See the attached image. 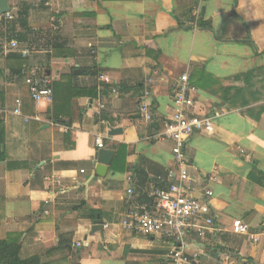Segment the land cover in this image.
<instances>
[{"label": "crops", "instance_id": "obj_1", "mask_svg": "<svg viewBox=\"0 0 264 264\" xmlns=\"http://www.w3.org/2000/svg\"><path fill=\"white\" fill-rule=\"evenodd\" d=\"M10 1L12 14L0 18V240L18 237L22 258L42 263L170 264L173 242L121 222L173 182L174 144L157 136L187 73L194 112L214 118V132L194 134L186 153L192 177L217 178L209 187L219 233L178 246L194 264H264V237L254 244L231 232L235 220L264 230V0ZM24 4L32 35L17 22ZM13 41L35 49L28 66L59 84L57 97L32 102ZM70 85L98 95H71ZM17 99L22 116L10 114ZM99 136L115 152L105 178L93 167ZM99 221L109 228L93 230Z\"/></svg>", "mask_w": 264, "mask_h": 264}, {"label": "built area", "instance_id": "obj_2", "mask_svg": "<svg viewBox=\"0 0 264 264\" xmlns=\"http://www.w3.org/2000/svg\"><path fill=\"white\" fill-rule=\"evenodd\" d=\"M197 28V20L194 22ZM8 52L16 53L23 59H32L35 52L19 42L13 41L8 47ZM103 83H110V79L101 76ZM25 82L28 87L29 97L34 103L41 100H51L54 95L53 81L47 75H41L37 68L30 66L26 70ZM117 88H112L106 95H116ZM197 89L191 84L190 75L185 73L175 81L172 87L173 112L169 120L164 124L163 130L158 134V139L169 140L174 144V161L176 170L169 173L173 182L168 189H156L151 195V204L132 208L121 222V227L130 233L140 236H159L164 240L173 242V248L167 259L170 264H194L198 257L186 253L183 245L191 234L204 240L208 234H218L216 229L217 217L213 212L211 200L214 192L209 184L217 183L216 177L196 179L190 174V161L186 153L189 140L196 133L211 134L214 132V118L199 115L194 112L196 107L195 94ZM23 102L16 100V108L10 113L22 116ZM101 109L105 105H100ZM143 118L148 123H153L154 112L150 105H142ZM3 115L9 114L2 111ZM27 121L30 118L26 119ZM95 143L98 150L105 149L101 136L96 137ZM84 173V171H82ZM134 188L128 190L133 195ZM48 214V212H46ZM109 228L108 225L104 229ZM231 232L236 236H245L257 244L264 237V230L252 232L250 224L242 220L233 222ZM81 244H78L80 247Z\"/></svg>", "mask_w": 264, "mask_h": 264}, {"label": "trees", "instance_id": "obj_3", "mask_svg": "<svg viewBox=\"0 0 264 264\" xmlns=\"http://www.w3.org/2000/svg\"><path fill=\"white\" fill-rule=\"evenodd\" d=\"M131 1V0H128ZM31 6L24 4L22 7L17 12V22L20 25L22 30H25L29 35H32L31 33V28L29 27L28 24V17L30 14ZM202 22L199 23L198 26H201ZM29 48V47H28ZM57 47L55 46L54 49ZM31 50L35 49L32 47L30 48ZM17 56V55H16ZM20 66L19 68L21 69V72L25 71L24 75L26 76V70L29 68L28 66V61L30 59H23L20 55L17 56L16 59ZM26 68H25V67ZM41 75H46V72L43 70H38ZM92 73V72H90ZM59 84H54L53 82V90H54V95L57 97V88H59ZM69 93L73 95L76 93V96L80 97H85L88 96L91 99L95 98L98 94L97 91H88L84 89H79L76 91H73V88H71V85L69 86ZM121 160V157H118L116 164L119 163ZM168 185H162L161 189H168ZM4 201V200H3ZM95 216L96 212L91 211ZM0 264H67L65 260L62 261H56V262H49V263H42L41 259L39 257H32L29 259H24L21 256V245L19 243L18 237L15 236H10L7 240H0Z\"/></svg>", "mask_w": 264, "mask_h": 264}, {"label": "water", "instance_id": "obj_4", "mask_svg": "<svg viewBox=\"0 0 264 264\" xmlns=\"http://www.w3.org/2000/svg\"><path fill=\"white\" fill-rule=\"evenodd\" d=\"M12 8L10 6V0H0V18L9 14H12ZM123 133L122 129H111L110 135L117 136ZM115 152L109 149H100L96 152L93 160V167L96 170L97 176L105 178L109 167L114 159ZM93 230L102 232L104 230V224L102 221L96 222L93 226Z\"/></svg>", "mask_w": 264, "mask_h": 264}, {"label": "rangeland", "instance_id": "obj_5", "mask_svg": "<svg viewBox=\"0 0 264 264\" xmlns=\"http://www.w3.org/2000/svg\"><path fill=\"white\" fill-rule=\"evenodd\" d=\"M11 2V1H10ZM169 261V260H168Z\"/></svg>", "mask_w": 264, "mask_h": 264}]
</instances>
